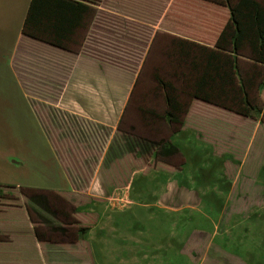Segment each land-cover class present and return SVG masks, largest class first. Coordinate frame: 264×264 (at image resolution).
Returning a JSON list of instances; mask_svg holds the SVG:
<instances>
[{
	"label": "crops",
	"instance_id": "1",
	"mask_svg": "<svg viewBox=\"0 0 264 264\" xmlns=\"http://www.w3.org/2000/svg\"><path fill=\"white\" fill-rule=\"evenodd\" d=\"M115 1L124 6V12L129 4L139 5L141 10L137 11H143V17L123 14L114 7ZM80 3L88 5L90 9L81 10ZM191 3V0H25L22 30L26 40L22 44V53L27 65L24 69L30 72L24 76L32 77L36 73L33 70L39 69L42 83L25 81L23 91L26 94L55 93L52 103L56 107L105 126L111 138L123 135L132 139L158 141L153 136L158 131L146 117L133 119L129 114L135 88L148 62L159 55L167 65H153V75L159 72L183 90L186 85L184 78L191 75L192 62L196 59V54L190 52L193 47L191 43L216 49L214 43L230 17V10L226 6L203 1V11L193 13ZM31 13L29 28L35 34L38 32L39 39L24 33ZM145 13L152 16L145 17ZM122 15L136 19L138 25L153 30L151 37L137 41L145 48L134 70L113 64L105 58L104 53L97 55L95 52L94 46L97 44L104 49L111 42V18L123 21ZM60 43L64 46H59ZM217 53L222 60H233L234 54L231 52ZM253 62L249 57L238 60L242 67H249ZM197 74L194 73L195 76ZM239 80L237 73V85ZM256 89L259 98L264 101V87L259 90L256 86ZM138 109L143 114L147 111L142 106H138ZM42 113H46L45 109H42ZM186 114L187 118L193 116L190 124L196 122L200 128L198 131L187 129L185 125L188 122L182 116L184 127L181 130H184L183 133L190 130L189 136L184 139L197 140L201 146L209 145L214 151H220V146L213 148L211 141L220 140L223 134L233 138L242 132L236 128L218 130L219 125L251 123L252 131L264 128V111L259 118L246 117L196 98ZM164 121L167 125L177 124L165 118ZM213 129L214 133L211 132ZM176 136L177 133L173 131L168 139L175 141ZM259 150L264 155L262 145ZM57 155L61 157L54 170H41V181L26 177L27 180L20 178L4 186L18 191H34L41 207H51L54 212L51 216L41 212L42 218L37 219L25 200L0 207V264H177L174 261L177 253H186L197 244L200 251L203 249L207 254L212 235L207 230V221L212 218L200 213L195 218L199 224L191 229L193 214L173 212L183 208L160 213L159 196L154 197L149 192L151 188L159 186L147 178L149 173L144 174L146 169L142 165L133 166L130 170L123 167L129 176L123 183L117 184L112 176L121 172L122 168L104 166L103 169L100 165H93L88 168L86 177L79 173L71 174L61 151ZM214 155L221 157L226 153L215 152ZM154 171L152 169L151 172ZM237 185L238 182L233 180L232 189ZM245 185L248 189L252 187L248 183ZM123 189L133 200L129 212L116 208L111 212H98L94 205L106 208L111 196ZM144 192L147 193L144 202L135 197ZM51 193L69 200L73 206L71 211L59 205L55 207L51 203ZM225 200L229 204V196ZM231 204L230 209H225L223 202L215 216L214 234L220 235L219 227L228 228L222 229L221 233L228 241L225 243L222 239V245L217 246L214 264H254L251 246L244 245L239 249L235 239L242 242L254 234L260 238L259 245L264 246L261 239L264 236V214L259 213L264 210V201L256 203L252 197L238 193L232 196ZM154 208L156 211H148ZM228 210H231L230 214L225 213ZM177 215H183L180 220H183V228L187 227L183 229V235L177 233V217H180ZM229 229V235L225 234Z\"/></svg>",
	"mask_w": 264,
	"mask_h": 264
},
{
	"label": "rangeland",
	"instance_id": "2",
	"mask_svg": "<svg viewBox=\"0 0 264 264\" xmlns=\"http://www.w3.org/2000/svg\"><path fill=\"white\" fill-rule=\"evenodd\" d=\"M191 2L193 12L203 10V1L191 0ZM113 3L115 8L120 9L127 16L138 15V18L142 16L143 11H137V9L141 10L139 5L129 4L127 11L124 12V6L119 1ZM24 10L25 0H0V207L11 202L23 203L25 200L37 219L42 218L41 212L51 216L54 211L48 206L42 208L34 191L30 189L18 191L4 186L11 185L20 178L27 180L26 177L29 180L33 178V180L41 181V170H54L61 157L57 155L60 151L71 174L79 173L87 177L86 172L93 165H100L103 169L104 166L122 168L123 172L118 171L112 176L113 182L117 184L123 183L129 176V172L127 169L123 170V167L130 170L133 166L142 165L146 169L144 174L149 173L147 178L159 186L151 188L149 192L154 197L159 196L160 213L174 208H183L173 212L193 214V220L190 222L193 225L191 229L199 224L195 218H198L200 213L208 214L212 218L207 221V230L209 234H212L211 238L209 236L211 243L207 256L203 249L200 251L197 244L186 253H177L174 261L177 264H214L217 260L215 251L217 246L222 245V239L225 243L228 241L222 237V227L218 229L219 236L214 234L215 216L223 202L224 208L230 209L232 196L238 193L241 196L252 197L256 203L264 201V155H261L259 150L261 145L264 149V128L252 131L251 123H241L236 126L225 123L223 127L217 126L218 130L236 128L242 131L233 138L223 134L220 140L210 142L213 148L219 145L220 151L212 150L209 145L201 146L197 140L186 141L184 138L189 136L190 130L183 133L184 130H181L183 125H167L164 118H158L150 112L154 109L159 114H163L166 110L165 99L154 78L152 67L153 65L166 67L167 64L159 55H156L148 62L144 75L137 83L129 114L133 119L146 117L158 131L153 136L159 140L138 141L123 135L111 138L105 126L96 124L90 119L78 118L56 107L52 103L55 101V93L26 94L23 91L25 81L42 83L39 69L33 70L36 73L32 77L24 76L28 74V71L30 72L29 69H24L27 65L22 53V44L26 40L22 30ZM145 14V17L152 16ZM137 22L136 19L126 16H123V21L111 18V42L104 49L99 44L94 46L97 55L104 53L105 58L113 64L136 69L139 55L145 48L137 41L140 38H149L153 33L152 29L142 27ZM182 100L189 103L187 111L183 114L184 120L188 122L185 127L198 131L200 124L196 122L190 124L193 116L186 117L193 99L182 97ZM138 106L147 108V111L143 114ZM42 109H45V114L42 113ZM173 131L177 133L175 141L168 139V135H171ZM244 131L248 134L243 133ZM211 132L214 133L215 130ZM143 134L148 136L145 132ZM215 152L226 153V155L220 157L214 155ZM232 153L235 155L232 156ZM152 169L155 171L151 172ZM233 180L238 182L235 189H232ZM246 183L251 184L252 187L248 189L246 185L244 186ZM96 192L98 194V191ZM127 193L125 189L119 190L107 201L106 208L103 205L94 206L101 213L111 212L115 208L129 212L133 200ZM146 194L144 192L135 197L144 202ZM228 196L229 204L225 200ZM50 198L55 207L59 205L71 211L73 206L69 200L62 196L56 197L52 193ZM81 209L79 207V211ZM148 211H156V209ZM225 213L230 214L231 210ZM259 213L264 214V210ZM181 218L183 215L177 217L179 220H177L176 229L178 234L183 235L182 231L187 227L183 228ZM226 229L228 228L223 230ZM229 232L230 229L225 234L229 235ZM255 237L256 235L253 234L242 242L235 239V244L239 246V249H242L244 245H250L253 251V263L264 264V246H260L258 242L260 238ZM261 239L264 240V236Z\"/></svg>",
	"mask_w": 264,
	"mask_h": 264
},
{
	"label": "trees",
	"instance_id": "3",
	"mask_svg": "<svg viewBox=\"0 0 264 264\" xmlns=\"http://www.w3.org/2000/svg\"><path fill=\"white\" fill-rule=\"evenodd\" d=\"M201 1L223 5L230 10V17L214 43L216 49L191 43L193 47L190 52L196 54V59L192 62L191 75L184 78L186 85L183 90L156 72L154 78L163 93L167 110L165 114L150 110L151 114L184 125L182 116L187 111L189 103L183 101L182 97H190V99H200L242 116L261 117L264 101L256 93V86L259 90L264 87V1ZM80 4L81 10L90 9L88 5ZM31 16L32 13L29 15L24 33L39 39L38 32L35 34L29 28ZM58 45L64 46L61 43ZM223 51L233 53V60H222L217 52ZM240 57H249L254 62L249 67H242L238 63ZM170 62L175 64L174 60ZM196 72L198 74L195 76ZM237 73L240 78L239 85L236 83ZM189 88L192 91H186ZM38 236H41L40 233Z\"/></svg>",
	"mask_w": 264,
	"mask_h": 264
},
{
	"label": "flooded vegetation",
	"instance_id": "4",
	"mask_svg": "<svg viewBox=\"0 0 264 264\" xmlns=\"http://www.w3.org/2000/svg\"><path fill=\"white\" fill-rule=\"evenodd\" d=\"M138 141H143V140H141V139H137Z\"/></svg>",
	"mask_w": 264,
	"mask_h": 264
}]
</instances>
